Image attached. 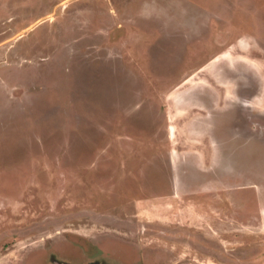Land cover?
Returning a JSON list of instances; mask_svg holds the SVG:
<instances>
[{
	"label": "rangeland",
	"instance_id": "374dc122",
	"mask_svg": "<svg viewBox=\"0 0 264 264\" xmlns=\"http://www.w3.org/2000/svg\"><path fill=\"white\" fill-rule=\"evenodd\" d=\"M227 238L264 246V0H0V264Z\"/></svg>",
	"mask_w": 264,
	"mask_h": 264
},
{
	"label": "crops",
	"instance_id": "0c3cea01",
	"mask_svg": "<svg viewBox=\"0 0 264 264\" xmlns=\"http://www.w3.org/2000/svg\"><path fill=\"white\" fill-rule=\"evenodd\" d=\"M238 232L235 234H232L231 238L234 240H237L238 238ZM229 238V237H228ZM225 239L223 241V243L220 242V246H222V248H220V246L217 244H213L214 246H219V250L217 251V257L219 255V263L218 264H253L255 261H264V246H255L250 244L248 245H242V246H238V243H234L232 241L234 240H229V239ZM230 238V239H231ZM259 239V238H258ZM260 240V239H259ZM249 244V243H248ZM212 245V246H213ZM238 251L239 256H235L232 260L235 262H231V263H224L221 260V256L223 254H225L226 256H231V252L233 251ZM249 262V263H248Z\"/></svg>",
	"mask_w": 264,
	"mask_h": 264
}]
</instances>
